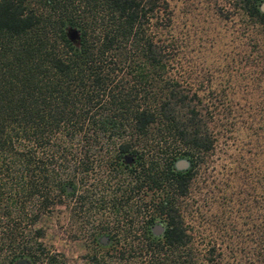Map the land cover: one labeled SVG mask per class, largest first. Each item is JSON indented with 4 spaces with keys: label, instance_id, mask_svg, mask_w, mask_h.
<instances>
[{
    "label": "trees",
    "instance_id": "trees-1",
    "mask_svg": "<svg viewBox=\"0 0 264 264\" xmlns=\"http://www.w3.org/2000/svg\"><path fill=\"white\" fill-rule=\"evenodd\" d=\"M261 3L233 0L260 35L240 42L254 51H264ZM184 45L168 0H0V264H68L35 226L62 199L90 236L76 264H264V84L252 76L264 74V54L242 50L225 63L232 89L239 68L248 77L242 105L257 125L242 165L251 170L239 239L200 248L180 198L213 151L223 101L193 88Z\"/></svg>",
    "mask_w": 264,
    "mask_h": 264
},
{
    "label": "rangeland",
    "instance_id": "rangeland-1",
    "mask_svg": "<svg viewBox=\"0 0 264 264\" xmlns=\"http://www.w3.org/2000/svg\"><path fill=\"white\" fill-rule=\"evenodd\" d=\"M168 1L173 9L177 35L185 41L180 57L183 68H186L184 74H187L193 88H199L203 100L211 97L215 102L223 101L213 151L205 154V161L195 169L189 193L180 198L186 223L193 232V242L200 248L215 243L222 249L239 239V230L243 226L241 202L244 194L241 189L244 188L247 171L251 169L242 165V154H248V149L253 150L252 128L257 125L249 115L251 110L242 105L244 82L248 77L245 78L239 68L236 72L239 86L232 89L225 63L230 55L235 58L242 50H253L249 44L242 47L240 42L260 38V35L254 33L250 26L245 27L244 18L233 5V0ZM260 48L253 52L264 54ZM258 69L252 72V76H261L259 82L264 84V74L257 72ZM209 83L219 90L212 94L202 90ZM227 83H231L230 89ZM250 86L254 90L252 94L258 92V81H253ZM225 91L226 95H223ZM72 202L62 199V204L51 213L42 214L35 223L43 229L40 239L46 249L63 254L68 264L80 262L81 256L91 246L89 234L77 231L83 226L81 217L72 215L70 211Z\"/></svg>",
    "mask_w": 264,
    "mask_h": 264
},
{
    "label": "water",
    "instance_id": "water-1",
    "mask_svg": "<svg viewBox=\"0 0 264 264\" xmlns=\"http://www.w3.org/2000/svg\"><path fill=\"white\" fill-rule=\"evenodd\" d=\"M261 8L264 9V3H261ZM67 36L75 41L77 39V32L74 28H68L67 29ZM125 159L128 160L129 157L128 155H125ZM174 165L176 168L178 169H183V168H186L188 165H189V161L187 158L185 157H179L177 158L175 161H174ZM152 230L154 233L158 234L160 232H162L163 230V225L158 222V223H155L152 227ZM16 264H29L28 261L24 258H20L16 261Z\"/></svg>",
    "mask_w": 264,
    "mask_h": 264
},
{
    "label": "flooded vegetation",
    "instance_id": "flooded-vegetation-1",
    "mask_svg": "<svg viewBox=\"0 0 264 264\" xmlns=\"http://www.w3.org/2000/svg\"><path fill=\"white\" fill-rule=\"evenodd\" d=\"M80 222H82L81 219H80ZM155 223H158V222H155ZM155 223H154V224H155ZM154 224H153V225H154ZM153 225H152V227H153ZM108 241H109V239H108V237H107L106 234L101 233V234L98 236V242L100 243L101 246H106V245L108 244Z\"/></svg>",
    "mask_w": 264,
    "mask_h": 264
}]
</instances>
